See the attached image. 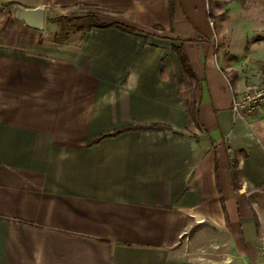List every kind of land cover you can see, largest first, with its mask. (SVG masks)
<instances>
[{
  "label": "crops",
  "instance_id": "0c3cea01",
  "mask_svg": "<svg viewBox=\"0 0 264 264\" xmlns=\"http://www.w3.org/2000/svg\"><path fill=\"white\" fill-rule=\"evenodd\" d=\"M8 2L46 19L92 6L135 31L73 24L50 40L58 23L0 10V264H224L176 255L204 226L226 264H264V109L234 112L248 87L224 71L208 0H176L173 20L170 0ZM151 124L169 128L94 141Z\"/></svg>",
  "mask_w": 264,
  "mask_h": 264
},
{
  "label": "rangeland",
  "instance_id": "374dc122",
  "mask_svg": "<svg viewBox=\"0 0 264 264\" xmlns=\"http://www.w3.org/2000/svg\"><path fill=\"white\" fill-rule=\"evenodd\" d=\"M209 23L214 29L215 48L222 66L231 81L241 80L248 88L264 83V0H208ZM96 15L104 21L114 19L99 8L78 5L60 12H49L47 24L58 23L60 32L46 38L59 39V36L76 26L93 21L79 20V17ZM66 16L71 21L61 20ZM59 17V21L56 18ZM54 18V19H52ZM263 81V82H262ZM189 98L196 99V87L188 82L183 87ZM220 235L211 226L198 229L191 236H184L177 254L188 257H202V261L226 264V249L220 245Z\"/></svg>",
  "mask_w": 264,
  "mask_h": 264
},
{
  "label": "trees",
  "instance_id": "16d2710c",
  "mask_svg": "<svg viewBox=\"0 0 264 264\" xmlns=\"http://www.w3.org/2000/svg\"><path fill=\"white\" fill-rule=\"evenodd\" d=\"M170 3H171V17H172V20H173V16H174V10H175V3H176V0H170ZM16 4V2H8V3H4L2 5H0V10H3V11H7L8 13H10L11 17L12 14H11V9L12 7ZM54 19V18H52ZM61 20H65V21H71V19L67 18L66 16H62L60 18ZM59 17L56 18V21H59L60 20ZM91 19L90 21H95V23H97L98 26L100 27H109V26H116L122 30H125V31H130V32H134L135 31V28L132 27V26H129L123 22H120V21H111V22H105L103 20H101L99 17H97L96 15H91L90 17H79V20L81 21H85V20H89ZM173 48L174 50L176 51V53L178 54L179 56V60H180V64H181V68H182V71L184 73H186L189 77L191 78H195V72L193 70V67L190 63V60L188 58V55L185 51V48L184 46L181 44V45H176L174 44L173 45ZM190 112L192 113V117H194V119L196 118V111H194L193 109L190 110ZM169 127L168 126H165V125H159V124H151V125H129V126H123V127H118L116 128L115 130H113L112 132H107V133H104L102 134L101 136H99L97 139H95L94 141H97L103 137H106V136H111V135H117L123 131H126V130H133V129H168ZM93 142V141H92Z\"/></svg>",
  "mask_w": 264,
  "mask_h": 264
},
{
  "label": "built area",
  "instance_id": "2783aa9c",
  "mask_svg": "<svg viewBox=\"0 0 264 264\" xmlns=\"http://www.w3.org/2000/svg\"><path fill=\"white\" fill-rule=\"evenodd\" d=\"M210 23L213 25V20H210ZM256 108L264 109V83L251 86L242 94H236L233 98V110L243 118H245L249 111Z\"/></svg>",
  "mask_w": 264,
  "mask_h": 264
},
{
  "label": "water",
  "instance_id": "95a60500",
  "mask_svg": "<svg viewBox=\"0 0 264 264\" xmlns=\"http://www.w3.org/2000/svg\"><path fill=\"white\" fill-rule=\"evenodd\" d=\"M11 14L15 20L31 28L42 30L45 27L46 9L43 5L28 7L16 3L11 9Z\"/></svg>",
  "mask_w": 264,
  "mask_h": 264
}]
</instances>
